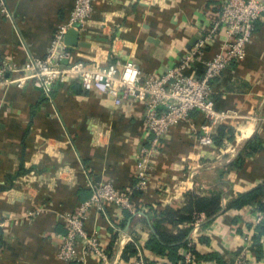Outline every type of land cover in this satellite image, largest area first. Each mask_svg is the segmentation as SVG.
Wrapping results in <instances>:
<instances>
[{
  "label": "crops",
  "instance_id": "obj_1",
  "mask_svg": "<svg viewBox=\"0 0 264 264\" xmlns=\"http://www.w3.org/2000/svg\"><path fill=\"white\" fill-rule=\"evenodd\" d=\"M0 2L6 10L0 8V66L21 69L29 57L45 55L75 0ZM216 7L217 0H95L87 25L77 30L78 44L67 45L71 56L64 64L131 61L144 74L160 76L211 28ZM225 39L220 31L187 73L200 76L204 61ZM213 89L218 120L194 112L168 131L151 158L146 190L132 199L134 214L111 205L88 211L85 228L98 231L109 252L116 248L114 264L137 253L128 238L144 245L148 260L180 264L167 249L150 250L156 230L169 235L187 230L186 239L200 242L199 254L217 253L221 264L233 259L240 225L253 222L251 209L257 205H230L238 194L264 184V21L256 23L244 58L226 69ZM203 127L213 134L212 146L197 141ZM149 138L140 103L115 107L107 96L75 82L57 84L50 93L31 83L0 86V264H98L90 254L83 263L58 257L57 234L66 233L63 216L90 197L94 183L117 190L133 185L135 157ZM250 142L255 150L245 149ZM215 195L214 216L191 209L192 202ZM262 240L250 264H264ZM77 250L82 252L83 242Z\"/></svg>",
  "mask_w": 264,
  "mask_h": 264
},
{
  "label": "built area",
  "instance_id": "obj_2",
  "mask_svg": "<svg viewBox=\"0 0 264 264\" xmlns=\"http://www.w3.org/2000/svg\"><path fill=\"white\" fill-rule=\"evenodd\" d=\"M94 1L75 0L68 23L60 26L43 57H29L21 69L15 65H1L0 86L13 84L22 88L31 83L45 93H50L57 84L75 82L86 92L97 91L107 96L115 107L125 102L142 104L144 124L150 138L148 145L143 146L135 157L137 169L134 184L124 190H117L109 183L92 184L90 197L74 213L63 216L62 224L66 233L57 234L61 240L58 257L64 262L83 263L86 254H90L98 264H114L118 260L116 248L109 252L102 245L98 231H88L85 228L88 211L91 208L103 211L106 205H111L134 214L132 199L136 193L146 190L151 158L159 150L168 131L180 123L188 122L194 112L201 113L213 122L218 120L212 100L213 84L226 69L244 58L246 45L254 34L256 23L264 21V0H217L218 15L211 28L179 58L177 64L167 67L160 76L144 74L131 61L91 67L83 62L64 64L71 56L64 37L71 29L79 31L85 28L94 12ZM0 8L5 14L2 2ZM220 31L225 32L226 39L217 53L210 60L204 61L202 74H188L187 70L198 60L203 48L215 41ZM9 73L20 75L6 77ZM202 129V134L197 136L198 143L212 146V132L209 127ZM30 184L27 183L29 186ZM251 212L253 222L250 225H240L237 232L239 248L229 264L251 263L254 238L259 236L257 228L264 226V211L255 206ZM195 223H199V219L196 218ZM115 231H119V228ZM262 239L264 235L260 239L261 245ZM128 241L135 244L137 253L127 257L124 264L152 263L147 259L142 243L132 238H128ZM79 242H83L81 253L77 250ZM119 243L120 237L116 239L115 247H119ZM200 245L195 237H191L180 251V264H216L214 260L194 257V252L199 253Z\"/></svg>",
  "mask_w": 264,
  "mask_h": 264
},
{
  "label": "trees",
  "instance_id": "obj_3",
  "mask_svg": "<svg viewBox=\"0 0 264 264\" xmlns=\"http://www.w3.org/2000/svg\"><path fill=\"white\" fill-rule=\"evenodd\" d=\"M249 148H251V142L248 143L245 147L246 150ZM251 149L255 150L253 148ZM263 197H264V184L246 193L238 194L236 198L233 199L230 206L240 209L248 204H256L260 210L264 211ZM218 204H219V196L215 195V196H212V198L210 199H199V200L192 202L191 209L194 211L200 212V213H205L207 216L211 217V216H214L219 211ZM189 217L190 216H186V219L189 221L193 220ZM257 230L259 232V236L254 238L255 244L252 249V252H254L256 256L260 254V250H261L260 239L264 235V226H259ZM187 234H188L187 230L181 231L176 235H169L164 230L163 231L156 230V236H154V238H152L148 242L150 243L148 245H150L149 247L150 250L152 249L154 251H157L158 253L164 252V250L167 249L168 250L167 255H169L170 257L176 256L177 259L179 258V260H182L181 256H179V253H180L179 250L184 248L187 241L189 240V239H186ZM194 257L197 259H201V260H214L216 264H221L220 259L217 258L218 257L217 253H209V254L203 255V254L194 252ZM156 263L157 261H153L151 264H156Z\"/></svg>",
  "mask_w": 264,
  "mask_h": 264
},
{
  "label": "water",
  "instance_id": "obj_4",
  "mask_svg": "<svg viewBox=\"0 0 264 264\" xmlns=\"http://www.w3.org/2000/svg\"><path fill=\"white\" fill-rule=\"evenodd\" d=\"M79 32L75 29L69 30L65 37L64 42L68 46H76L78 44Z\"/></svg>",
  "mask_w": 264,
  "mask_h": 264
}]
</instances>
